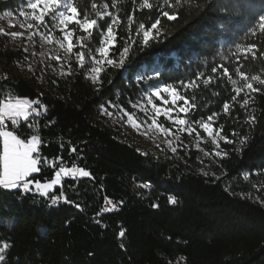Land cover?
Masks as SVG:
<instances>
[{"label":"trees","instance_id":"trees-1","mask_svg":"<svg viewBox=\"0 0 264 264\" xmlns=\"http://www.w3.org/2000/svg\"><path fill=\"white\" fill-rule=\"evenodd\" d=\"M11 2L1 1L0 8ZM93 2L95 11L112 12L121 21L111 57L118 60L123 46L131 45L123 67L105 66L99 83L75 61L62 76L41 72L45 87L16 76L8 64L32 56L3 46L8 40L0 34V100L19 96L42 102L39 114L15 126L22 139L42 138L39 153L47 163L32 176L50 182L61 166L57 157L65 167L91 173L64 178L47 196L0 188V246L9 244L0 264H264V89L250 93L241 108L244 94L232 102V84L220 76L222 70L211 72L223 64L234 79H239L237 66L264 76V35L250 33L264 0H181L180 6L175 0H150L151 9L140 7L141 0H122L116 7L112 0H74L104 31L111 19L97 17ZM164 11H175L177 18L168 20ZM157 19L159 35L145 46L136 27L141 22L150 27ZM90 37L99 44V34ZM253 42L256 57L237 60L235 44ZM201 73L217 79L207 87L198 81V88H182V81ZM141 74L186 95L196 105L186 115L192 121L218 113L213 126L223 125L221 135L233 143L206 140L204 146L227 155L204 156L189 147L182 153L186 161L178 162L142 153L122 139L119 128L102 119L101 105L127 106ZM226 101L228 114L222 111ZM249 115H255L254 123ZM244 136L248 139L241 144ZM201 165L206 169L200 171ZM61 194L52 204L51 197ZM170 197L177 202L170 203ZM107 201L116 207L105 209Z\"/></svg>","mask_w":264,"mask_h":264},{"label":"snow or ice","instance_id":"snow-or-ice-1","mask_svg":"<svg viewBox=\"0 0 264 264\" xmlns=\"http://www.w3.org/2000/svg\"><path fill=\"white\" fill-rule=\"evenodd\" d=\"M122 0H112V7H116L118 3H121ZM168 0H165L167 3ZM176 6L181 5V0H175ZM97 4L93 2L91 4V8L95 11L97 9ZM109 5L105 4L104 8H108ZM140 7L142 8H153L154 5L150 2V0H141ZM242 7V6H239ZM27 9L30 11H21L19 14L29 20L26 24V28L31 29H39L41 26L48 27V21L46 18H50L53 21L52 27L59 29L63 33V40L68 41L66 51L71 53L75 45L72 43V39L74 33L79 29L83 33H87L88 36L92 35L91 30L93 28H99L97 19H92L85 12L81 14L80 10L74 3V0H27ZM239 11V8H237ZM95 15L97 17H110L111 22L107 24V30L101 31L102 39L100 41L101 46L96 49V52L100 53L101 59H95L93 57V66L90 68V78L94 83L100 82V74L103 71V66L105 62L107 65L115 66V67H123L125 60L130 52L131 45L126 44L123 46L120 51V56L118 60H113L109 58L110 46H114L117 33L116 28L121 23L120 18L117 14L112 12H99L95 11ZM163 16L167 17L168 20H175L176 12L173 11L171 14L168 11L163 12ZM133 16L129 15L127 17L128 27L131 28L133 24ZM255 20L254 25L250 29L251 35L255 36L257 34L264 35V8L261 9V14L258 17L253 18ZM72 25L70 28L69 26ZM160 20L157 19L154 23L150 25V27H146L143 22L139 23L136 27V32L138 34H142V42L145 46L148 45L151 39H155L156 36L159 35ZM20 27L24 28L25 25L21 24ZM153 30H156L155 36L153 35ZM0 31H3L0 29ZM34 34V33H33ZM11 36L17 37L23 35L21 32H12ZM45 39L48 40L49 43L52 42V32L51 28H49L48 34L45 36ZM85 39L84 36H80L77 40V43H81ZM60 43L61 47H64L63 41H57ZM83 46V45H82ZM257 44L256 43H248V44H235V52L233 53L236 56L237 60L241 58L248 57L249 55L253 58L257 55ZM261 56H264V51L260 52ZM76 57L81 67L85 65V53L83 51H79L76 53ZM222 70V71H220ZM220 71L221 77H227L228 81L233 86V91L235 95L231 97L232 102H238L237 97H239L242 93L245 96V99L240 104L241 108H246L249 99L247 98L250 93H258L264 89V76L260 74L249 75L244 72L240 66L235 67L234 73L235 76L239 79H234L233 74L229 72V68L224 66L223 64L218 67H213L211 72L213 74ZM159 75V73H157ZM217 77L214 75H208L204 77V75L198 74L196 79L181 82L182 88L187 89H195L200 86L199 82H202L203 86H209ZM258 85V86H256ZM247 90V91H246ZM167 93L168 99H164L161 96V93ZM152 95L160 98L163 101L164 105H168L171 103L173 107L161 108L158 104L153 102ZM152 95L148 97V103L152 105L156 116H160L161 113L170 121H173L176 125L180 126L179 131H187L189 134L196 132V129L192 127V124L195 123L199 126V128L203 129L204 132L207 133L208 137H212L213 143H216L219 146L218 141L224 140L226 143H233L232 140H229L227 136L221 135V131L223 129V125H220L219 129L214 130L213 124L215 123L216 118L218 117V113H213L209 115L206 120H198L189 122L183 117H180V113L188 114L190 108L194 109L196 105L194 103H190L189 98L182 94L179 89L174 87L171 84H165L162 87H155L152 90ZM179 101H183V104H178ZM36 105V107H33ZM41 106L38 101L30 100L27 97L21 98L19 96L12 98L6 97L4 100H0V141H2V146H0V188L4 190H13L18 188H23L25 191H30V185L35 186V190L42 195H48L49 189L53 187V185L61 184L62 177H88L91 175L89 171L80 167H65L63 166L62 157H57L56 159L60 160L61 166L59 170L55 172V178L50 182L42 183L41 180L36 179L31 174L38 173L41 171L40 165L46 164L47 159L42 157L39 153V148L42 144V138L39 134H32L27 139H22L20 135L17 134L18 127H14L13 130H7L6 122H10L13 126H18L21 119L27 121L34 113L39 114L38 109ZM135 107V105H134ZM101 109L104 110V106L101 105ZM177 112V115L173 117L171 113L173 111ZM44 111H47L44 108ZM224 114H228L230 112V103L224 102L223 109ZM111 115V113H108ZM127 119L132 124L134 128H138L136 120L134 119V113L128 114ZM256 120L255 115L248 116V122L254 123ZM187 125V127H185ZM155 127L161 132H170L171 130L165 128L163 125L158 124L156 118L152 119V124L149 127ZM196 135L199 137L200 133L196 132ZM235 136L236 133L233 132ZM248 137L244 136L241 138L240 143H246ZM171 143V141H169ZM62 146V145H61ZM173 151L176 149L173 148ZM72 152L76 151V148L73 147L71 149ZM216 156H226V152L217 151ZM247 178V177H246ZM62 197V194L59 196H52V203H57ZM66 200V198H64ZM107 200V198H106ZM169 202L175 204L177 201L175 198L170 197ZM107 203L112 204V207L115 208L116 204L112 201H107ZM156 207V205H153ZM76 207H80L79 204ZM120 236H124V231L121 230ZM9 248L8 243H3V246H0V261L5 260V251Z\"/></svg>","mask_w":264,"mask_h":264},{"label":"rangeland","instance_id":"rangeland-1","mask_svg":"<svg viewBox=\"0 0 264 264\" xmlns=\"http://www.w3.org/2000/svg\"><path fill=\"white\" fill-rule=\"evenodd\" d=\"M1 1L4 0H0V2ZM21 11H30L27 9V0H13L10 7L3 9L0 8V29L3 30L0 31V34L6 36L8 40V44L3 46L12 49H20L25 54L32 56V58L25 56L22 59L11 61L8 64V70L12 74L26 78L30 82L45 87L39 76L41 72L50 73L55 76L64 75L69 70L70 61H75L78 65H80L77 60L76 53L83 51L85 53V65L83 68L87 71V74L90 77V68L93 66V57H95V59L102 58L100 53L96 52V49L101 46V30L98 28H93L91 30L93 34L97 33L100 36L98 45L94 43L93 39L88 36L87 33L81 35L84 36L85 39L81 43H77L80 36L75 32L72 39V43L75 47L73 48V51L69 53L66 51L68 41L63 40V33L59 29L52 27L53 21L50 18H46L48 21V27L41 26L38 30L35 28L29 30L26 28V24L30 21L26 20L25 17L20 16L19 13ZM21 24H24L25 27H20ZM69 27L71 28L72 25ZM49 28H51L52 32L51 43L45 39V36L49 32ZM106 30L107 29L104 31ZM12 32H21L23 35L13 37L10 35ZM57 41H63L64 47H61L60 43ZM1 46L2 45H0V47ZM111 47L112 46H110L109 58L113 59L111 57ZM36 60L40 62V65L37 64ZM105 66H107L106 62L103 68ZM152 78V75L145 74L135 76V80L139 81V89L134 99L127 102V106H124L118 101H107L104 105V110L101 109L102 119L116 125L119 128L121 138L136 145L138 150L142 153H151L155 157L172 159L178 162L186 161L182 153L189 147H193L194 149L201 151L204 156L210 157L212 154H215L217 152L215 148L208 150L204 144L206 140H210L213 145L217 144L213 143V138L208 137L207 133L204 132L203 129L199 128L197 124L193 123L192 127L196 129V132L200 133L199 137L196 135V132L189 134L187 131H179L180 126L176 125L173 121L168 120L162 113L160 116H156L152 105L148 103V97L152 95V90L155 87H162L163 84L153 81ZM161 96L164 99H168L167 93L162 92ZM152 99L153 102L158 104L161 108L173 107L171 103L164 105L163 101L154 95H152ZM178 104H183V101H179ZM33 107H36V105H33ZM108 113H111V115ZM126 113L135 114L134 119L139 125L138 128H134L132 126L127 119ZM171 115L175 117L177 112L174 110ZM179 115L189 122H192V120L184 113H180ZM154 117L156 118L158 124L163 125L171 131L161 132L154 126L150 128L149 125L152 124V119ZM22 121L24 120L21 119L20 122ZM6 125L7 130H13L10 128V126H13L10 122H6ZM185 127H187V125H185ZM213 128L216 130L214 126ZM169 141H171V143H169ZM0 146H2V141H0ZM173 148L176 150L173 151ZM198 169L201 171L206 169V167L201 165ZM64 178L68 177H62V180ZM69 178L73 177L69 176ZM59 185H53V187L49 189V193L55 186ZM29 187L30 191H25L22 187L18 189L22 192H34L35 194L41 196H47L37 192L34 184Z\"/></svg>","mask_w":264,"mask_h":264},{"label":"built area","instance_id":"built-area-1","mask_svg":"<svg viewBox=\"0 0 264 264\" xmlns=\"http://www.w3.org/2000/svg\"><path fill=\"white\" fill-rule=\"evenodd\" d=\"M38 103H39V105H42V102H41V101H38ZM52 204H53V203H52ZM105 209H107V210H112V209H114V208L112 207V204L106 202V204H105Z\"/></svg>","mask_w":264,"mask_h":264}]
</instances>
